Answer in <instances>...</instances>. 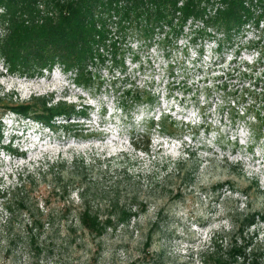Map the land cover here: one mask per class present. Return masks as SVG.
<instances>
[{
  "label": "rangeland",
  "instance_id": "1",
  "mask_svg": "<svg viewBox=\"0 0 264 264\" xmlns=\"http://www.w3.org/2000/svg\"><path fill=\"white\" fill-rule=\"evenodd\" d=\"M195 28L148 44L113 27L117 49L101 50L90 85L58 65L10 75L0 58V96L87 111L66 121L72 130L0 114V264H202L230 256L237 237L248 263L264 264V27L247 26L222 50L221 34L194 41ZM135 86L156 102L123 109ZM25 119L34 129L16 125ZM84 200L112 223L100 236L81 225ZM121 209L135 215L121 219ZM29 213L43 215L38 255L26 247Z\"/></svg>",
  "mask_w": 264,
  "mask_h": 264
},
{
  "label": "trees",
  "instance_id": "2",
  "mask_svg": "<svg viewBox=\"0 0 264 264\" xmlns=\"http://www.w3.org/2000/svg\"><path fill=\"white\" fill-rule=\"evenodd\" d=\"M189 21L198 28H195L197 37L194 41L200 37L216 38L219 33L222 37H217L218 49L222 50L247 26L264 27V0H0V58L5 72L10 75L31 78L58 65L63 71L73 72L77 84L90 85L94 76L90 65L96 63V59L104 60L101 50L107 45L114 53L117 49L116 42L110 41L113 27L134 28L137 38L149 44L157 34H163L160 41L168 34L177 37ZM128 92L132 95L130 104H121L125 110L156 102L155 96L144 88L135 86ZM46 99L32 97V101L26 103L13 100L10 95L0 96V108H3L0 114L11 110L33 115L51 126L61 119L66 130L73 127L65 125L67 120L70 123V119L87 114L84 106L77 107L75 103L64 101L48 104ZM165 121L166 118L161 120L160 130L165 129ZM153 124V121L149 122V127ZM1 129L0 121V139ZM171 130L175 128L171 127ZM143 136L147 143V135ZM256 137L260 138V134ZM7 148L10 150L11 146ZM65 192L66 189L64 194H67ZM86 201L79 214L81 225L94 236H100L112 223L109 219H98L93 209L96 206ZM20 206L24 207V204L21 202ZM6 208L10 209V206ZM91 209L95 211L93 215L89 214ZM29 214L32 221L26 226V247L38 255L42 250L37 236L43 227V215L39 213L36 218L33 213ZM132 215L135 213L131 209H121L119 217L127 220ZM256 218L250 216L249 224L256 223ZM236 240L229 250L230 256L214 252L204 255L202 264H234L239 261L238 256L243 258L241 264H250V245L243 239L239 241L238 237ZM253 263L261 264L257 259Z\"/></svg>",
  "mask_w": 264,
  "mask_h": 264
},
{
  "label": "bare ground",
  "instance_id": "3",
  "mask_svg": "<svg viewBox=\"0 0 264 264\" xmlns=\"http://www.w3.org/2000/svg\"><path fill=\"white\" fill-rule=\"evenodd\" d=\"M16 113H17V112H16ZM17 114H20V113H17ZM20 115H24V114H20ZM36 120L39 121V122L41 123L42 126H45V125H46L45 128H48L47 126H49V128H50V127L52 128L51 125H48V124H46V123L44 124V122H42L41 120H39V119H37V118H36ZM29 122H30L29 119H25V121L17 120V121H16V125L20 123V124H22L23 126H25V125H29L32 129H34L33 126H34L35 124L29 123ZM9 127H12V128H15V129H19V130H20V128H19L18 126L13 127V125H9ZM37 127H39L38 122H37ZM25 129H26V128H25ZM42 129L44 130V127H42ZM263 220H264V219H263Z\"/></svg>",
  "mask_w": 264,
  "mask_h": 264
}]
</instances>
